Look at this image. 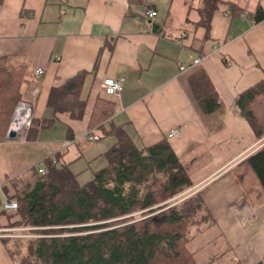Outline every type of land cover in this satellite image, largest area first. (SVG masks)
<instances>
[{
  "label": "crops",
  "instance_id": "1",
  "mask_svg": "<svg viewBox=\"0 0 264 264\" xmlns=\"http://www.w3.org/2000/svg\"><path fill=\"white\" fill-rule=\"evenodd\" d=\"M222 2L207 36L197 26V0H0V57L9 68L26 67L22 100L32 104L33 119L55 118L34 140L9 139L10 124L0 135V226L8 223L1 212L13 181L44 169L47 158L59 154L77 175L105 162L116 138L103 140L99 128H89L101 96L115 106L100 124L106 131L123 126L140 147L168 140L189 172L190 191L200 194L213 220L208 230L224 239L227 256L220 263L262 264L264 188L246 159L264 138L256 137L235 101L264 78V20L256 24L248 17L258 7L264 12V0ZM229 4L241 11L233 16ZM37 68L44 73L36 75ZM198 68L214 84L220 112L206 115L193 101L188 78ZM79 72L88 73L81 91L84 117L54 114L47 105L51 90ZM108 78L123 81L120 94L105 93ZM171 130L180 135L170 138ZM90 132L100 139L90 140ZM3 231L0 264H17ZM194 251L197 260L202 250Z\"/></svg>",
  "mask_w": 264,
  "mask_h": 264
},
{
  "label": "trees",
  "instance_id": "2",
  "mask_svg": "<svg viewBox=\"0 0 264 264\" xmlns=\"http://www.w3.org/2000/svg\"><path fill=\"white\" fill-rule=\"evenodd\" d=\"M197 3L201 17L197 26L209 36L214 13L223 2ZM229 10L233 16L241 11L232 4ZM248 17L257 24L264 20V12L258 7ZM87 74L79 72L51 90L47 105L54 114L84 117L87 100L81 91ZM25 80V66L9 68L7 58L0 57V135L23 99ZM188 88L204 114L222 110L203 68L189 76ZM235 106L256 137L264 138V78L240 93ZM114 109L112 101L97 97L89 128H99L105 137L113 135L116 142L104 154L107 164L94 171L91 180L81 184L56 154L44 161V173L34 168L26 178L13 181L14 192L7 198L18 207L1 212L10 221L0 227L17 264H197L191 245L213 220L200 194L190 191L194 184L189 172L167 139L140 147L123 126L103 129L100 124L113 116ZM54 123L55 118L33 119L28 139H36L41 129ZM246 161L264 188V146ZM18 230L24 233H12Z\"/></svg>",
  "mask_w": 264,
  "mask_h": 264
},
{
  "label": "built area",
  "instance_id": "3",
  "mask_svg": "<svg viewBox=\"0 0 264 264\" xmlns=\"http://www.w3.org/2000/svg\"><path fill=\"white\" fill-rule=\"evenodd\" d=\"M148 15L150 17L156 16V12L152 10H148ZM195 64L199 63V60H195ZM36 75H42L44 73V70L41 68H37L34 72ZM104 87L105 92L108 95H118L123 91V81L120 79H112L108 78L104 80ZM33 122V106L30 102L21 100L19 101L15 108L14 112L11 118L9 132H8V138L12 140H22L26 141L28 138V132L29 129L32 126ZM108 126V124H106ZM180 135L179 130H171L169 133V137H176ZM88 137L90 140H99L100 137L98 135H94L88 133ZM42 173L45 172L44 169L40 170ZM5 210H16L18 205L15 200H8L6 199L4 204ZM264 264V261H263Z\"/></svg>",
  "mask_w": 264,
  "mask_h": 264
},
{
  "label": "rangeland",
  "instance_id": "4",
  "mask_svg": "<svg viewBox=\"0 0 264 264\" xmlns=\"http://www.w3.org/2000/svg\"><path fill=\"white\" fill-rule=\"evenodd\" d=\"M28 134H29V132H28ZM103 140H106V137L103 138ZM98 164H100V166H98ZM106 164H107L106 159H105V162L101 161L99 163V161H97L95 164V168H93V167L87 168L86 170L82 171L78 175V181L81 184H83V183H86L87 181L91 180L94 176V171L102 168ZM75 167H76L75 169L77 171H80V169L82 168V164H78ZM12 192H14V189L12 190ZM9 224H11V222ZM197 230H198L197 228H194V230H193V233H195L196 235H197ZM214 230L213 231H212V229L206 230V231L204 230V232L202 234L197 235L198 238L196 239V241H194V243H192L191 248L193 250L196 248H199L202 250L198 253L199 255L197 258V262H198L197 264H205L202 262V260L211 261V264H221L220 263L221 257L227 256L226 252L222 251L224 249V246L226 247L224 239L218 237L216 231H214ZM9 231L11 232L12 230H9ZM12 233L21 234V233H24V231L18 230V231L12 232ZM17 236H20V235H17ZM13 237H15V236H13ZM196 256H197V254H196ZM203 256H206V257H203ZM228 259L230 262L231 258L228 257Z\"/></svg>",
  "mask_w": 264,
  "mask_h": 264
}]
</instances>
